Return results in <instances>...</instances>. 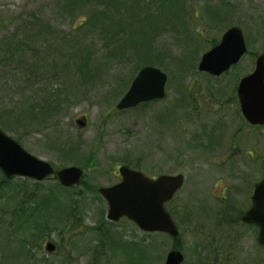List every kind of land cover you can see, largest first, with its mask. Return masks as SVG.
Here are the masks:
<instances>
[{
	"label": "rangeland",
	"instance_id": "obj_1",
	"mask_svg": "<svg viewBox=\"0 0 264 264\" xmlns=\"http://www.w3.org/2000/svg\"><path fill=\"white\" fill-rule=\"evenodd\" d=\"M79 4L0 0V51L23 50L21 58L0 63V128L54 168L84 171L73 189L52 177L5 182L0 264H164L177 250L170 237L141 232L127 219H106L98 189L119 183L121 165L150 179L184 177L167 205L180 232L183 264H264L252 230L225 248L235 235L229 222L249 206L264 170V128L245 122L236 96L237 83L264 54V0H165V31L150 43L157 68L167 76L165 99L121 112L115 105L136 75L134 68L105 47L92 25L82 27L91 7L76 9ZM233 26L244 32L247 55L218 78L200 73L202 55ZM77 49L90 57L78 64L80 75L71 61ZM51 95L64 101L55 115L32 117L33 111L43 112L39 108ZM83 116L87 125L78 130L75 120ZM221 203L224 215L217 209ZM47 243L54 245L53 253Z\"/></svg>",
	"mask_w": 264,
	"mask_h": 264
},
{
	"label": "water",
	"instance_id": "obj_2",
	"mask_svg": "<svg viewBox=\"0 0 264 264\" xmlns=\"http://www.w3.org/2000/svg\"><path fill=\"white\" fill-rule=\"evenodd\" d=\"M246 53L243 31L231 27L224 32L218 45L203 54L198 71L219 77L238 64ZM166 82L167 76L161 70L155 67L143 68L117 104L116 110H128L139 104L164 99ZM237 94L241 114L247 123L264 127V55L256 59L254 71L240 80ZM75 124L78 129H84L86 118L77 119ZM0 171L6 179L19 177L37 182L56 172V178L64 188L78 186L83 176V171L77 167L55 171L49 163L32 156L1 129ZM118 174L122 178L119 184L98 191L108 206L107 220L116 223L126 218L143 232L177 238L178 230L164 205L183 186V176L162 175L156 180H150L126 166L119 167ZM251 201L252 207L244 214L242 221L259 228L258 241L264 246V171L262 180L254 186ZM46 250L53 253L55 247L48 243ZM182 263L180 252L171 251L167 254L165 264Z\"/></svg>",
	"mask_w": 264,
	"mask_h": 264
},
{
	"label": "trees",
	"instance_id": "obj_3",
	"mask_svg": "<svg viewBox=\"0 0 264 264\" xmlns=\"http://www.w3.org/2000/svg\"><path fill=\"white\" fill-rule=\"evenodd\" d=\"M93 2H95L94 8L92 7ZM86 5L88 8H91L84 14V17L88 19L83 22L84 25L82 27L86 28L87 25H92V28L95 30L93 33H97V35L101 37L104 36L106 41L105 47L109 48V50L114 49L115 56L123 58V62L131 63L134 68L132 76L137 74L144 67H158L156 64L157 51L155 48H151L150 43L153 42L155 38L162 36L161 34L165 31V0H80V4L76 9H86ZM101 8H103V10ZM104 9L110 14L103 13ZM112 13H115L116 17L111 16ZM177 28L178 26H175V29ZM117 34L118 37L115 36ZM108 35H110V38ZM215 44L216 42L211 46H215ZM84 48L90 49L89 46H85ZM17 50L19 51L16 55L11 52V49H7V51L1 50L0 63H3L4 59H10L11 61L14 59V56H19L21 58L23 50H21L20 46L17 47ZM77 50V53L74 55L77 58H73L71 61L72 65L77 67L78 75H80L81 67L78 66V64L86 65L85 61L90 59V57H88V53L84 54L83 49ZM79 57L81 58L78 59ZM77 59L79 60L78 62L81 60V63H78L76 61ZM22 60L23 59L17 62L18 66L22 65ZM78 81L85 83L81 78H78ZM51 97L52 101L46 102L39 108L44 109L43 112L34 114L33 111L31 116L51 117L55 115V112L61 107L64 101L60 100V96L51 95ZM16 117L20 121L26 123L23 114H19ZM16 142L19 143L18 141ZM0 177L2 178L0 181V188H2L8 180H5L1 172ZM172 241L173 248L179 250V240L172 239Z\"/></svg>",
	"mask_w": 264,
	"mask_h": 264
},
{
	"label": "flooded vegetation",
	"instance_id": "obj_4",
	"mask_svg": "<svg viewBox=\"0 0 264 264\" xmlns=\"http://www.w3.org/2000/svg\"><path fill=\"white\" fill-rule=\"evenodd\" d=\"M237 86H238V83H237ZM237 86H236V96H237ZM237 100H238V96H237ZM238 103H239V102H238ZM143 105H146V104H143ZM141 106H142V105H140V106H138V107H136V108H139V107H141ZM116 175H117V174H116ZM117 177L120 178L118 175H117ZM152 179H155V178H152ZM120 180H121V179H120ZM119 182H120V181H119ZM252 193H253V190H252ZM252 193H251V195H252ZM248 198H249V197H248ZM248 200H249V199H248ZM251 207H252V204H251V197H250V200H249V206L244 210L243 213H242L241 211H238L237 214H235V212H234V216H235V217H234V219H233L232 221L229 222V225H230V227H233V233L235 232V235H232L233 238L231 239L230 243H229L225 248H227V247H229V246L232 247V245H233V241H234V240H236V242H237V244H238V243H239V237H241V236L246 232V230H252L253 232L256 233V239H255V240H256L258 246H259L261 249L264 250V247L261 246V245L258 243V233H259L258 228H257L255 225H249V224H245V223L242 222V218H243L244 213L247 212V211H249V210L251 209ZM217 209L221 210V212H223L222 215H224L225 212L222 211V203H221V205H220L219 207H217ZM217 209H216V210H217ZM216 210H215V214H214V215L217 216V214H216ZM235 210H236V209H235ZM220 214H221V213H220ZM220 214H219V215H220ZM235 228H237L236 231L234 230ZM200 231H201L202 233L205 232V230H204V229H201V228H200ZM204 237H205V240L208 241L210 244H215L214 239L207 237L206 232L204 233ZM206 241H203L202 244L206 243ZM215 246H216V244H215ZM217 250H218V249H217Z\"/></svg>",
	"mask_w": 264,
	"mask_h": 264
}]
</instances>
